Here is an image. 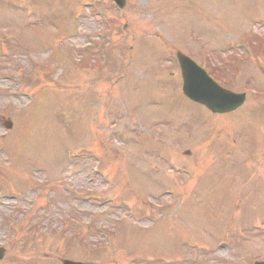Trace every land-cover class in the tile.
<instances>
[{
    "label": "rangeland",
    "instance_id": "rangeland-1",
    "mask_svg": "<svg viewBox=\"0 0 264 264\" xmlns=\"http://www.w3.org/2000/svg\"><path fill=\"white\" fill-rule=\"evenodd\" d=\"M1 1L0 264L264 261V0ZM177 52L243 109L191 104Z\"/></svg>",
    "mask_w": 264,
    "mask_h": 264
},
{
    "label": "water",
    "instance_id": "water-1",
    "mask_svg": "<svg viewBox=\"0 0 264 264\" xmlns=\"http://www.w3.org/2000/svg\"><path fill=\"white\" fill-rule=\"evenodd\" d=\"M118 1L124 5V0ZM179 59L183 70L184 93L188 97L205 104L207 107L218 113L226 112L235 104L231 103L232 101L228 100L227 96H224L219 107L214 100L210 99V94H206L209 90V84L211 82L206 74L182 54H179ZM224 99L226 100V103L224 102ZM66 263L72 264L69 262Z\"/></svg>",
    "mask_w": 264,
    "mask_h": 264
}]
</instances>
